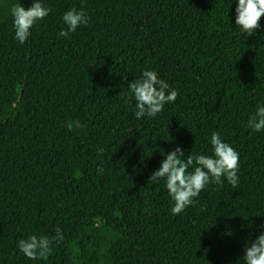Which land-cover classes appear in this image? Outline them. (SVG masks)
Returning <instances> with one entry per match:
<instances>
[{
  "label": "trees",
  "instance_id": "1",
  "mask_svg": "<svg viewBox=\"0 0 264 264\" xmlns=\"http://www.w3.org/2000/svg\"><path fill=\"white\" fill-rule=\"evenodd\" d=\"M33 2L0 0V264H243L264 231V130L247 127L264 106V17L247 36L238 0H41L51 11L20 44L10 9ZM72 8L89 22L61 37ZM146 70L179 95L137 119L128 85ZM213 132L239 153L238 186L172 215L149 177L178 146L211 156ZM57 227L51 255L19 250Z\"/></svg>",
  "mask_w": 264,
  "mask_h": 264
},
{
  "label": "clouds",
  "instance_id": "2",
  "mask_svg": "<svg viewBox=\"0 0 264 264\" xmlns=\"http://www.w3.org/2000/svg\"><path fill=\"white\" fill-rule=\"evenodd\" d=\"M51 9L44 6L41 0H34L27 10L21 4H15L10 9L13 17L15 39L24 44L29 36L30 29L38 21L45 19ZM236 27L247 36L255 34L260 27V19L264 17V0H238L236 7ZM65 30L60 31L61 37H67L81 25H87L89 18L81 10L72 8L62 17ZM130 95L128 100H135V117L137 119L153 118L160 113L166 104L174 103L179 95L175 89L158 77L155 71L146 70L140 79L128 85ZM69 131L83 128L79 120L69 121L66 124ZM247 127L254 132L264 130V106L258 105L256 111L247 121ZM212 155H197L193 151L185 158V153L179 146L165 155L158 170L149 181L164 182L169 196L173 202L170 209L172 215H179L187 207L193 205L195 198L209 184L223 186L225 180L233 188L238 186L239 153L228 143L222 141L218 132L211 136ZM104 149L100 148L99 153ZM189 169H192L189 171ZM103 172V168L98 169ZM55 235L49 239L47 236H30L28 239L18 241L19 250L30 260H36L51 255L52 243L63 241L62 230L56 228ZM243 264H264V231L249 244L245 245L244 255L240 258ZM239 264V262H238Z\"/></svg>",
  "mask_w": 264,
  "mask_h": 264
}]
</instances>
